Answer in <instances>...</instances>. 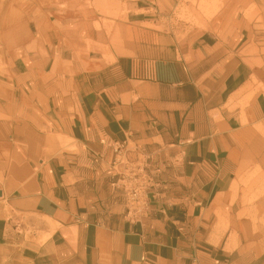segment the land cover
I'll use <instances>...</instances> for the list:
<instances>
[{
    "label": "crops",
    "instance_id": "1",
    "mask_svg": "<svg viewBox=\"0 0 264 264\" xmlns=\"http://www.w3.org/2000/svg\"><path fill=\"white\" fill-rule=\"evenodd\" d=\"M174 2L22 0L6 18L0 264H264V0L197 32L161 26Z\"/></svg>",
    "mask_w": 264,
    "mask_h": 264
},
{
    "label": "rangeland",
    "instance_id": "2",
    "mask_svg": "<svg viewBox=\"0 0 264 264\" xmlns=\"http://www.w3.org/2000/svg\"><path fill=\"white\" fill-rule=\"evenodd\" d=\"M22 0H0V79L8 73L5 59L3 58L4 40L6 30V18L10 20L13 16L20 14L18 5ZM227 0H176L172 9L169 10L167 18L162 20L161 26H166L177 32H197L211 28L212 20L218 13L227 7ZM157 13L165 12L163 4H157ZM163 10V11H160ZM4 102V99H0Z\"/></svg>",
    "mask_w": 264,
    "mask_h": 264
},
{
    "label": "built area",
    "instance_id": "3",
    "mask_svg": "<svg viewBox=\"0 0 264 264\" xmlns=\"http://www.w3.org/2000/svg\"><path fill=\"white\" fill-rule=\"evenodd\" d=\"M131 166L121 172V183L125 186L126 191V216L130 219H140L148 206V198L143 178ZM143 172L144 169L141 168Z\"/></svg>",
    "mask_w": 264,
    "mask_h": 264
},
{
    "label": "water",
    "instance_id": "4",
    "mask_svg": "<svg viewBox=\"0 0 264 264\" xmlns=\"http://www.w3.org/2000/svg\"><path fill=\"white\" fill-rule=\"evenodd\" d=\"M0 195H1V193H0Z\"/></svg>",
    "mask_w": 264,
    "mask_h": 264
}]
</instances>
